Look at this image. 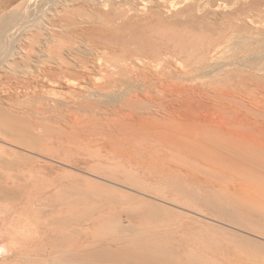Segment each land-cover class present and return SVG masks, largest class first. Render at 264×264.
I'll return each instance as SVG.
<instances>
[{
    "label": "rangeland",
    "instance_id": "obj_1",
    "mask_svg": "<svg viewBox=\"0 0 264 264\" xmlns=\"http://www.w3.org/2000/svg\"><path fill=\"white\" fill-rule=\"evenodd\" d=\"M254 1L130 0L113 12L111 0L107 7H92L94 20L88 26H71L81 29L83 39L90 44L101 47L104 38H110L113 41L108 45L118 54H131L133 60L128 66L117 69L126 74L114 75L120 85L113 90L120 94L124 91L123 100H128L137 92L144 95L167 86L178 90L202 83V78L194 83L172 79L169 73L175 67L167 62L187 63L195 53L197 56L214 49L222 41V47H230L239 34H255L259 26L256 15L264 7L254 8ZM41 37H35L32 46ZM30 52L32 69H25L24 61H19L20 68L10 65L13 70L0 66V247L5 248L0 250V264H56L50 261L74 259L87 264H251L247 259L254 255L262 260L254 264H264L263 233L222 221L210 212L215 199L235 198L197 182L193 175L174 171L173 166L163 167L170 171L157 170L158 166L180 164L171 160L173 151L170 156L137 155L142 164L136 162L142 167L130 169L129 165L120 166L113 153L99 143L89 141L93 136L81 125L85 116L82 111L70 112L69 122L39 124L41 117L52 115L53 107L41 102L29 105L27 97L12 96L17 82L40 73L44 65L38 50ZM159 52L168 54L163 56L167 60L158 61L162 65L158 57L153 58ZM150 74H156V78ZM104 76L94 77L96 85L105 81ZM153 96L163 100L162 94ZM25 107L34 109L30 119L20 113L19 109ZM140 108L138 111L146 112ZM106 109L111 111L113 107ZM75 125L80 128L75 129ZM15 129L19 132L14 133ZM97 129L107 127L99 125ZM113 146L120 148L118 144ZM213 156L224 169L226 160ZM240 160L249 163L247 157ZM184 162L191 173L205 178L197 160ZM242 172L237 175L245 176ZM213 177L220 183L221 174ZM253 177L256 181L250 180L260 185L256 188L264 189V177ZM261 212L264 209L254 210L251 222L264 228ZM89 241L94 243L89 247L91 253L102 254L101 259L84 257L83 243Z\"/></svg>",
    "mask_w": 264,
    "mask_h": 264
},
{
    "label": "bare ground",
    "instance_id": "obj_2",
    "mask_svg": "<svg viewBox=\"0 0 264 264\" xmlns=\"http://www.w3.org/2000/svg\"><path fill=\"white\" fill-rule=\"evenodd\" d=\"M110 1L4 0L0 5L1 68L7 71L8 68L13 70L10 65L20 68L19 61H24L25 69H32V49L38 50L41 54L37 55H41V61H44L40 73L17 82L12 96L27 97L29 105L41 102L43 106H52V115L39 119V124L42 125L50 121L69 122L70 112L82 111L85 116L81 125L93 136L89 141L99 143L102 149L113 153L120 166L141 168L137 155L165 156L168 153L170 156L173 151L171 160H177L180 164L162 165L158 166V169L157 165H154L157 170L170 171L163 167L173 166L174 171L193 175L197 182L225 192L235 199H215L210 208L213 211L210 212L222 221L242 226L247 230L258 229V232L264 234V228L256 227L251 222L254 210L260 212L264 209V189L262 186L257 189L260 185L250 180L252 178L256 181L253 177L256 175L264 177V162L259 160L264 159V10L256 15L259 18V26L255 34H239L230 47H222V41L214 49L206 50L197 56L194 52L191 61L187 63L179 60H175V63L167 62L175 67L169 73L172 79L182 78L194 83L195 79L202 78V83H194L178 90L167 86L160 92L152 93L148 90L143 92L144 95L137 92L135 96L123 100V90L122 94L113 92L114 88L120 85L114 75L121 77L126 74L117 69L128 66V62L133 60L131 54H118L117 49L108 45V42L112 44L113 41L110 38H104L105 45L101 47L90 44L83 39L84 33L81 29L71 26H88L94 20L92 7H107ZM129 1L112 0L113 12H117L121 4ZM252 6L256 9L263 8L264 0H255ZM97 19L102 22V17ZM41 35L43 38L37 41L36 46H32L33 40ZM160 53H155L153 58L158 57L157 62L162 63L167 60L163 56L168 54ZM109 57L116 60H110ZM161 63L159 65H162ZM103 73L105 81L96 85L94 77ZM149 76L156 78V74ZM149 76L145 75L144 78L149 79ZM234 77L237 79L232 83ZM154 93L162 94L163 100L158 101L153 96ZM107 107L113 109L109 111ZM140 107H144L146 112L138 111L142 109ZM19 110L26 119L35 114L32 111L34 109L30 107ZM99 125L107 129L98 130ZM76 128L80 126L75 125ZM17 132L19 129L14 130V133ZM119 135L135 139L125 140L119 138ZM29 136L33 134L29 133ZM114 144H118L120 148L114 147ZM213 155H219L221 159L226 160L223 162L224 169L214 161L218 158ZM183 157L189 160H184ZM243 157H247L249 163H242L244 160L240 158ZM191 159L197 160L199 166L205 170V178H199V174L191 173L188 169L189 166L184 161L192 162ZM196 163L193 161V164ZM239 166L243 170H240ZM238 171H243L245 176L239 177ZM216 173L222 175L220 183L214 180L213 175ZM207 174H211L210 177ZM261 213L264 215V212ZM83 245L86 249L84 257H101L102 254L93 256L91 253L89 247L94 246L93 242L89 241ZM4 249L0 247V250ZM247 261L254 264L262 260L254 255ZM50 262L87 264L75 259Z\"/></svg>",
    "mask_w": 264,
    "mask_h": 264
}]
</instances>
